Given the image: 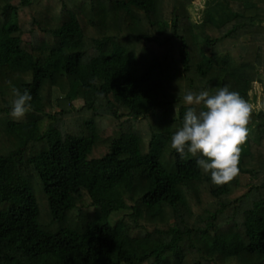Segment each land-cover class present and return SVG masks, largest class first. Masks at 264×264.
Wrapping results in <instances>:
<instances>
[{
    "label": "trees",
    "instance_id": "16d2710c",
    "mask_svg": "<svg viewBox=\"0 0 264 264\" xmlns=\"http://www.w3.org/2000/svg\"><path fill=\"white\" fill-rule=\"evenodd\" d=\"M197 1L0 0V264H264V0ZM256 84L216 185L171 147L183 96Z\"/></svg>",
    "mask_w": 264,
    "mask_h": 264
},
{
    "label": "clouds",
    "instance_id": "9594fccd",
    "mask_svg": "<svg viewBox=\"0 0 264 264\" xmlns=\"http://www.w3.org/2000/svg\"><path fill=\"white\" fill-rule=\"evenodd\" d=\"M11 83V82H9ZM16 99L11 105L13 118L22 119L32 110L33 96L26 89L21 92L13 88ZM186 110L182 127L171 137V147L186 159L190 154L203 158L196 160L197 166L211 174L212 183L224 185L239 174L241 145L248 140V123L253 105L238 92L229 91V86L221 87L214 95L209 91H189L183 96ZM202 105L197 111L195 106ZM175 117L180 106L175 105Z\"/></svg>",
    "mask_w": 264,
    "mask_h": 264
},
{
    "label": "rangeland",
    "instance_id": "374dc122",
    "mask_svg": "<svg viewBox=\"0 0 264 264\" xmlns=\"http://www.w3.org/2000/svg\"><path fill=\"white\" fill-rule=\"evenodd\" d=\"M204 2H205L204 0H198L196 3L193 4L192 8L190 9L191 16H192V18H193V20L195 22L200 20L199 19L200 18V10L202 12V9H203L202 6H203ZM33 8H35L37 10L36 11L37 20H39L41 22V25L43 27H45L47 25V23H48L47 20L50 19V18L46 19L45 17H43L45 15H41V13H42L41 8H43L42 5L40 4L37 7H33ZM51 14L52 15L54 14V12L52 10L49 12V15L51 17H53ZM260 87L261 86L259 84H256L254 92H253L254 95L257 94L256 97L258 96L257 102L253 103V107L256 110H260L263 107L262 91H261ZM0 98H2V97H0ZM53 99L56 101L58 99V95L54 96ZM77 105L79 106L80 102L79 103L77 102ZM2 106H4V104ZM54 110H57V108H55ZM6 119H7L6 115L0 113V150L1 151H5L8 148H11V145L9 144V141H8L9 136L7 134H5V132L2 131V127H4L3 124L5 123ZM145 124H146V122H142L141 123L142 131H144V132H146Z\"/></svg>",
    "mask_w": 264,
    "mask_h": 264
}]
</instances>
